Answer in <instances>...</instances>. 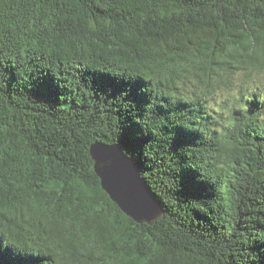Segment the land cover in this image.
Segmentation results:
<instances>
[{"label": "trees", "instance_id": "1", "mask_svg": "<svg viewBox=\"0 0 264 264\" xmlns=\"http://www.w3.org/2000/svg\"><path fill=\"white\" fill-rule=\"evenodd\" d=\"M262 62L264 0H0V264H264V102L210 103ZM95 142L135 159L152 224Z\"/></svg>", "mask_w": 264, "mask_h": 264}, {"label": "water", "instance_id": "2", "mask_svg": "<svg viewBox=\"0 0 264 264\" xmlns=\"http://www.w3.org/2000/svg\"><path fill=\"white\" fill-rule=\"evenodd\" d=\"M90 152L102 188L127 216L140 224H152L163 215V206L142 177L140 167L121 144L95 142Z\"/></svg>", "mask_w": 264, "mask_h": 264}, {"label": "clouds", "instance_id": "3", "mask_svg": "<svg viewBox=\"0 0 264 264\" xmlns=\"http://www.w3.org/2000/svg\"><path fill=\"white\" fill-rule=\"evenodd\" d=\"M224 79V85L217 90L216 94L219 101H228V108L223 109L227 115L231 116L233 106L242 110L247 109V105L240 99L242 90H247L249 94L257 93L264 102V62L245 65L225 76Z\"/></svg>", "mask_w": 264, "mask_h": 264}, {"label": "rangeland", "instance_id": "4", "mask_svg": "<svg viewBox=\"0 0 264 264\" xmlns=\"http://www.w3.org/2000/svg\"><path fill=\"white\" fill-rule=\"evenodd\" d=\"M251 94H256V95H258L257 93H251ZM258 96H259V95H258ZM214 100H215V99L211 98V99H210V101H211L210 103H215V104L221 103V102L218 100V98L215 100L216 102H215ZM262 116H263L262 118H264V112H263Z\"/></svg>", "mask_w": 264, "mask_h": 264}, {"label": "snow or ice", "instance_id": "5", "mask_svg": "<svg viewBox=\"0 0 264 264\" xmlns=\"http://www.w3.org/2000/svg\"><path fill=\"white\" fill-rule=\"evenodd\" d=\"M130 143H131V142H129V143H126L124 146H125V147H128Z\"/></svg>", "mask_w": 264, "mask_h": 264}]
</instances>
